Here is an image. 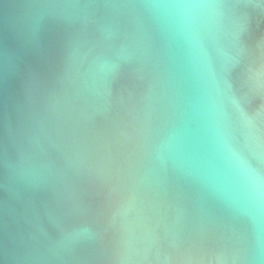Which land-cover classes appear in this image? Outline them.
<instances>
[{
    "label": "water",
    "instance_id": "water-1",
    "mask_svg": "<svg viewBox=\"0 0 264 264\" xmlns=\"http://www.w3.org/2000/svg\"><path fill=\"white\" fill-rule=\"evenodd\" d=\"M0 264H264V0H0Z\"/></svg>",
    "mask_w": 264,
    "mask_h": 264
}]
</instances>
